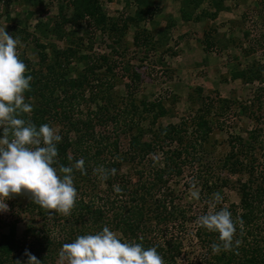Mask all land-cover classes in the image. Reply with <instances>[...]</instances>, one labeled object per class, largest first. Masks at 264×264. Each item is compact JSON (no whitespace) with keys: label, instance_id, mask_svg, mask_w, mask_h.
<instances>
[{"label":"rangeland","instance_id":"374dc122","mask_svg":"<svg viewBox=\"0 0 264 264\" xmlns=\"http://www.w3.org/2000/svg\"><path fill=\"white\" fill-rule=\"evenodd\" d=\"M99 1L110 19L134 16L136 11L134 0ZM261 1L224 0L226 10L220 13L215 22L176 26L177 23H174L172 18L178 17L179 2L153 0L152 19L140 22L137 28L145 29L157 38L159 32L167 31L168 39L163 49L145 51L134 43L136 28L133 25L118 41H115L118 39L117 36L110 37L105 32L94 30L84 21L76 28L67 24L60 31V39L54 33L51 35L49 33L44 38L41 33L43 28L38 29L37 25L38 23L46 25L57 17L60 5H64L61 0H42L41 4H36L32 0L8 2L0 0V28L5 27L9 35L18 38V53L23 52L34 67H38L37 50L33 43L36 37L47 46L49 61L53 58L54 49L70 47L73 45L70 41L73 40V47L79 48L78 54L71 59L65 71L72 78L83 73L87 61L97 60L94 73L89 74L87 83L83 86L84 94L78 99L79 105L67 111L70 117L81 120L76 121L75 127L80 132H85L86 128L81 122L85 121L87 113L98 112L103 105H108L106 98L110 97L109 111L105 114L99 111L100 113L93 115L92 122L87 128L89 130L92 128L95 136L101 134L111 140H118L119 149L115 157L121 163L119 173L132 184L140 178L151 181L152 170L165 166L163 153L171 151L174 146L152 142V148L137 160L138 163H129L128 141L138 130L129 132L122 125H114L112 118L116 119L121 115L127 122L131 115H126L125 107L130 102L138 108V115L134 116V120L142 132L141 142L153 141L161 127L183 124L190 140L201 145L193 151L194 159L181 166V174L170 176L166 186L159 190L156 188L155 198L151 199L153 205V199L163 198L165 203L171 202V208L173 206V210L176 211L167 222L150 227L148 237L157 243L168 241L178 243L180 254L177 264H205L213 260L215 253L211 251V243L204 238V230L200 232L201 226L195 221L198 216L210 210L228 208L231 204L239 203L237 189L241 182L247 181L248 174L247 168L235 174H230L223 168L222 160L230 151V143L234 144L240 138L250 142V135L254 130L257 131L258 142L264 141V53L255 46L253 50H249L248 38L245 36L246 30L251 31L253 27L260 26L261 18L257 14L260 10L258 2ZM66 8L67 15H70L69 7ZM208 29L214 38L217 53L205 48L202 41V33ZM71 31L75 35H72ZM102 56L111 62V66L113 64L111 70H106V66L100 60ZM252 65L262 69L261 82L245 84L231 78L232 68L244 69ZM57 95L62 96L59 92L55 94L56 97ZM207 98L213 100L216 98L215 103L224 99L231 103V107L225 108L218 103L216 105L218 109L216 111L212 109L208 116L212 130L202 138L198 136L193 119ZM157 100L164 106L166 114L152 123V115L141 113L142 103ZM49 124L57 127L59 134H64L69 128L54 116ZM75 135L76 132L73 131L69 134L71 139H74ZM92 144L94 143H88L89 146ZM254 149L253 176L250 178L252 181L260 177L264 179V159L260 155L261 150L257 142ZM164 168L167 169L166 166ZM101 187L96 190H82L81 195H84L85 199L102 195L104 186ZM191 190L199 192L198 200L191 198ZM216 193L221 196L218 202L214 199ZM111 199L116 205L126 200L120 196ZM31 200L29 194L22 192L5 201L9 207L7 212L0 213V235L7 233V227L12 222L16 223V237L19 240H23L27 226L36 228L42 226V220L29 204ZM261 202L264 205V199ZM63 217L65 215L62 213L54 216L52 226L45 229L47 236L52 239L62 237L60 221ZM251 232L252 234L246 235V232L241 234L248 243L264 239V216H261ZM52 243L56 244V241ZM25 249L39 259L36 249L31 250L28 243ZM24 250L18 255L21 261L26 260ZM59 253L60 251L45 261L46 264H67V261L61 262Z\"/></svg>","mask_w":264,"mask_h":264},{"label":"trees","instance_id":"16d2710c","mask_svg":"<svg viewBox=\"0 0 264 264\" xmlns=\"http://www.w3.org/2000/svg\"><path fill=\"white\" fill-rule=\"evenodd\" d=\"M8 1L6 0V2ZM32 1L36 4L42 3V0ZM61 1L64 5H60L57 17L46 25L43 23H38L37 25L38 29L43 28L41 33L44 38L49 33L50 35L54 33L60 39V31L67 24H70L72 28H76L80 26L81 21H84L88 27H92L94 30L105 32L110 37L117 36L118 39H115V41L121 40L122 35L133 25L136 28L133 37L134 43L138 48H142L145 51L150 49L158 51L163 49L167 43V31L159 32V37L157 38L149 31L137 28L140 22L152 19L154 14L152 8L153 0H134L136 5L134 16L126 15L115 20L107 17L99 0ZM178 1H180L179 11L184 20H191L193 13L203 3V0ZM261 2H258L260 10L257 14L261 18L259 19L260 26L253 27L251 31L246 30L245 36L248 38L249 50H253L255 46L264 53V0ZM210 3V7L214 8V11L207 13L202 10L200 12L201 18L208 16L215 18L222 6L221 0H210ZM66 5L71 11L70 15H67ZM71 32L72 35H75L73 31ZM202 34L205 48L217 53V49L214 46V38L210 34L209 29ZM33 40L37 50L38 67H34L24 56L23 52L18 53L19 58L26 65V74L32 77L30 89L24 95L25 101L31 103L33 108L30 114H22V118L39 127V125L44 123L49 124L50 119L54 116L63 121L65 125H68L67 131L64 134H59L61 140L56 145L57 158L54 166H71L77 159L83 158L85 172L81 174L79 170H73V184L77 190V198L70 214L63 217V220L60 221L62 237L60 239H52V237L45 234V229L54 223L53 218L57 213L50 215L48 210L41 208L31 200L29 204L42 220V226L40 228L27 226L24 230L23 240H19L16 237V223L12 222L9 224L7 233L0 235V264H14L19 259L18 255L24 250L26 243L32 248L31 250L36 249L39 260L42 264H46L45 261L51 259V257L53 258L64 243L72 242L78 235L98 232L104 226L117 232L121 235V239L125 241L141 243L145 248L155 247L164 264H177V258L180 254L178 243L169 241L157 243L148 237V232L151 230L150 227L160 226L161 223L167 222L176 211L173 210V206L171 208V202L165 203L166 201L163 198L153 199V205H151V199L155 198V189L158 188L159 190L165 187L170 176L181 174V166L194 159L193 151H196L197 146L200 147L201 145L190 140V136L187 135L183 124L161 127L153 141L141 142L140 135L142 132L138 123H135L134 120V116L138 115V108L130 102L125 107L126 115H131L127 122L122 119L121 115H119V118H112L114 125H122L129 132L135 129L138 130L137 134L131 135L128 141V162L138 163L139 161L137 160L152 148V142L174 146L171 151L163 153L165 154L164 162L167 169L164 168L165 166L160 169H154L152 170L151 181L140 178L132 184L131 181L119 173L121 163L115 157L119 149L118 140H111L101 134H96L95 136L92 128L90 130L87 128L92 122L93 115H97V113H100L99 111H102V114L109 111V106L111 105L110 97L107 96L106 98L108 105H103L102 108L98 109V112L87 113L85 121L81 122L82 126L86 128L85 132H80L75 127L77 122L81 120L70 117L67 111V109L79 105L78 99L84 94L83 86L87 83L89 74L94 73L97 60L88 59L89 61L86 62L83 73H80L78 77L72 78L65 71L71 59L78 54L79 48L73 47V40L70 41L73 44L70 47L54 49L51 61H49L47 46L39 37ZM100 60L106 66L107 71L112 69L113 64L111 66V62L105 56H102ZM261 72L262 69L256 65L244 69L234 67L230 71V76L233 80H240L248 84L261 82ZM57 92L61 93L62 96L58 97L57 95L56 97L55 94ZM216 98L214 100L207 98L193 119L195 121L194 125L198 130V136L202 138L212 130L208 121V116L212 113V109L216 111L218 103H221L225 108L231 107V103L224 99H220L215 103ZM141 110H143L141 113L145 112L148 115H152V123H155L158 118L164 117L166 114V110L159 100L143 102ZM221 110H223V107ZM72 131L76 132L74 139L69 136ZM257 138V131L254 130L250 135V142H245L240 138L236 140V143H230V151L222 160L223 168L230 174L244 171L247 168L248 179L246 182H241L237 189L239 203L237 205L231 204L227 208L237 224V231L233 240L239 239L240 244L238 246L234 245L232 250H222L215 253L213 260L205 262V264H264V239L248 243L245 236L241 235L243 232H246V235L252 234L251 230L258 224L261 216H264V205L261 202L264 199V179L261 177L256 181L250 179L253 176L252 164L255 160L253 152L256 142L261 150L260 155L264 159V141L258 142ZM88 143L94 144L89 146ZM99 169H115L116 172L115 174H109L105 180L101 178ZM114 185L119 186L121 191H114ZM101 186H104L102 195H96L88 199L81 195L82 190H96L97 188H102ZM119 196L124 197L126 200L120 205H116L111 201V197ZM220 208L215 209V211ZM240 221L243 222L242 226L239 223ZM201 231L204 238L211 244L219 243L217 233L208 231L203 227L200 228ZM53 241H56V244H53Z\"/></svg>","mask_w":264,"mask_h":264},{"label":"clouds","instance_id":"9594fccd","mask_svg":"<svg viewBox=\"0 0 264 264\" xmlns=\"http://www.w3.org/2000/svg\"><path fill=\"white\" fill-rule=\"evenodd\" d=\"M18 38L0 28V213L8 211L5 202L22 192L41 208L52 213L69 215L77 198L73 184V170L84 174V160L77 159L71 166L55 167L58 128L47 123L37 127L22 118L33 108L25 101L24 93L30 89L31 75L26 74V65L18 56ZM102 179L115 174V169H99ZM114 191L120 192L114 185ZM191 198L199 199V192L191 190ZM220 201L219 193L214 194ZM214 207V205H213ZM195 223L208 231L217 233L219 243L210 245L213 253L232 250L240 240H233L237 224L227 208L208 211L197 217ZM242 226L243 222H239ZM25 261L14 264H42L28 249L24 250ZM59 257L67 264H164L155 247L128 242L104 226L92 234L78 235L72 242L61 246Z\"/></svg>","mask_w":264,"mask_h":264},{"label":"crops","instance_id":"0c3cea01","mask_svg":"<svg viewBox=\"0 0 264 264\" xmlns=\"http://www.w3.org/2000/svg\"><path fill=\"white\" fill-rule=\"evenodd\" d=\"M178 1V0H177ZM204 3H206V5L204 6V3L201 4L200 8L198 10H196L193 15H192V19L191 20H184L182 17H181V14H180V1L179 2V8H178V14H177V18H172V21H174V23L176 22L177 25H181L183 26L186 25V24H205L206 21H209V22H215L219 17H220V13H222L224 10H226V6H225V2L224 0H221L222 2V6L219 10V12H217V15L215 18H209L208 17H203L201 18V14L200 12L202 10H205L207 13H212L214 11V8L210 7L211 6V3H210V0H203ZM196 17V18H195Z\"/></svg>","mask_w":264,"mask_h":264}]
</instances>
